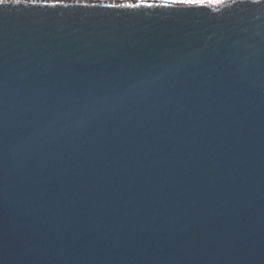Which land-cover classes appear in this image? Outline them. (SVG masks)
<instances>
[{"label": "water", "instance_id": "1", "mask_svg": "<svg viewBox=\"0 0 264 264\" xmlns=\"http://www.w3.org/2000/svg\"><path fill=\"white\" fill-rule=\"evenodd\" d=\"M66 2L0 7V264H264V2Z\"/></svg>", "mask_w": 264, "mask_h": 264}, {"label": "snow or ice", "instance_id": "2", "mask_svg": "<svg viewBox=\"0 0 264 264\" xmlns=\"http://www.w3.org/2000/svg\"><path fill=\"white\" fill-rule=\"evenodd\" d=\"M257 2H264V0H257ZM228 3H222L221 7H213L211 3H197L196 0H192L191 3L188 0H115V2H108V0H100V3L89 4L88 0H75V6L77 7H97L102 6L105 8H120V9H140V8H206L209 10H217L223 8ZM16 6V7H44V8H57L67 7L66 0H0V7L3 6Z\"/></svg>", "mask_w": 264, "mask_h": 264}, {"label": "rangeland", "instance_id": "3", "mask_svg": "<svg viewBox=\"0 0 264 264\" xmlns=\"http://www.w3.org/2000/svg\"><path fill=\"white\" fill-rule=\"evenodd\" d=\"M171 2V0H168ZM227 1H231V0H204V1H199L196 0L197 3H211L213 6H220L222 3H225ZM189 3L192 2V0H188Z\"/></svg>", "mask_w": 264, "mask_h": 264}, {"label": "trees", "instance_id": "4", "mask_svg": "<svg viewBox=\"0 0 264 264\" xmlns=\"http://www.w3.org/2000/svg\"><path fill=\"white\" fill-rule=\"evenodd\" d=\"M199 1H204V0H199Z\"/></svg>", "mask_w": 264, "mask_h": 264}]
</instances>
